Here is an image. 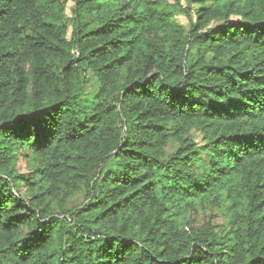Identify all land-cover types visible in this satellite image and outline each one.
Returning <instances> with one entry per match:
<instances>
[{
  "label": "trees",
  "instance_id": "16d2710c",
  "mask_svg": "<svg viewBox=\"0 0 264 264\" xmlns=\"http://www.w3.org/2000/svg\"><path fill=\"white\" fill-rule=\"evenodd\" d=\"M0 264H264V0H0Z\"/></svg>",
  "mask_w": 264,
  "mask_h": 264
},
{
  "label": "rangeland",
  "instance_id": "374dc122",
  "mask_svg": "<svg viewBox=\"0 0 264 264\" xmlns=\"http://www.w3.org/2000/svg\"><path fill=\"white\" fill-rule=\"evenodd\" d=\"M183 3L185 4V2ZM177 20L179 21V23L183 24L186 28L189 27L188 17L185 16L184 14L178 15ZM70 33L71 31L68 32L69 37H70ZM193 136L196 139V141L201 140L200 134L195 131H193ZM31 169H32V166H31L30 159L26 157L25 154H23L18 161L17 170L19 171V173H28ZM85 202H86V198L84 197L83 194L77 195L68 202V208L84 204ZM210 212L211 211L209 208L200 210L195 215V225L202 226L207 222H211L212 225L219 226L223 223L224 217L221 214H217L218 213L217 210L213 211L214 214L212 216L214 217H211Z\"/></svg>",
  "mask_w": 264,
  "mask_h": 264
}]
</instances>
